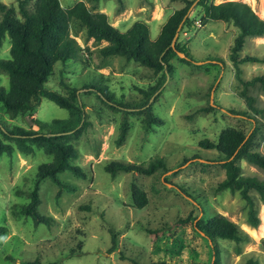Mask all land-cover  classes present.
<instances>
[{
  "label": "rangeland",
  "instance_id": "obj_1",
  "mask_svg": "<svg viewBox=\"0 0 264 264\" xmlns=\"http://www.w3.org/2000/svg\"><path fill=\"white\" fill-rule=\"evenodd\" d=\"M2 1L16 4L15 0ZM78 1L81 0H59L63 7ZM83 1L93 11L104 12L112 25L118 20L119 24H127L138 18L149 19L156 13L158 21H149L148 25L152 39L158 36L161 24L170 13L185 4L183 0ZM241 1L248 2L257 14L262 15L264 0ZM199 11L200 8L191 7L188 13L191 25L179 38L193 60L186 63L176 56L171 58L174 71L166 75L149 103L138 108L106 103L87 87L105 86L114 99L139 103L144 98L143 91L154 85L160 74L154 75L150 68L118 56L101 58L97 49L103 42L93 43L86 39L82 30L78 31L76 39L83 48L82 60L55 62L45 86L65 96L76 90L85 104L87 123L71 141L79 152L72 163L80 166L87 176L63 172L61 178L74 189H60L48 178L40 180L38 209L53 220L48 225L34 226L30 217L13 214L11 205L27 201L37 165L50 160L51 155L39 148L30 154L14 150L11 155H0V227L5 228V233L0 234V264H25L35 258L42 263L53 261L54 264H134L131 259L139 264L158 260L212 264L211 245L196 227L201 216L207 217L211 211H217L246 231L244 199L237 191L216 189L217 181L223 176L222 167L218 162L214 163L219 155L215 149L198 144L204 138L216 140L218 133L226 127L244 131L250 127L247 120L228 111L245 108L244 100L234 90L235 78L229 59L236 28L222 20L201 23ZM130 25L120 28L124 30ZM9 47L6 35L0 45V58L10 57ZM240 53L264 57V36L247 38ZM213 57L221 58L224 63L211 64ZM241 66L244 78L264 76V61L244 62ZM0 87H8V75L1 70ZM252 92L258 105L264 108V87L257 85ZM208 101L217 108L197 112V107ZM149 106L150 114L158 117L160 122L146 121ZM67 114L66 109L42 98L31 117L9 118L0 105V125L8 128L31 126L50 131L53 128L48 121L65 118ZM124 115L129 129L124 141L117 144L119 123ZM252 146L264 153V128ZM155 154L163 155L167 167L172 170H158L152 175L120 171L111 175L104 170V164L111 160L143 162ZM194 154L208 159V164H199L196 159L185 161ZM238 164L242 174L264 178V169L245 159L238 160ZM132 182L146 192L148 202L141 209L135 208L132 202ZM174 185H180L186 192ZM262 207L264 204L256 203L260 223ZM111 224L118 233L114 250H109L113 248L109 232ZM250 237L249 241L239 245V253H236L233 241L218 239L219 264H246L248 258L264 264V237ZM71 250L79 253L61 259Z\"/></svg>",
  "mask_w": 264,
  "mask_h": 264
},
{
  "label": "trees",
  "instance_id": "obj_2",
  "mask_svg": "<svg viewBox=\"0 0 264 264\" xmlns=\"http://www.w3.org/2000/svg\"><path fill=\"white\" fill-rule=\"evenodd\" d=\"M96 1V0H90ZM184 5L174 9L162 24L155 39L149 36L148 23L143 18L134 20L125 30L112 25L104 12L93 11L83 0L70 7H63L59 0H15L16 4H7L0 0V45L6 35L9 37V58H0V70L8 75V87H0V105L9 116L31 117L42 98H47L67 110L65 118H53L49 124L53 129L42 131L31 126L23 127L0 125V155H11L14 150L23 154H30L35 148L42 149L51 159L37 165L33 186L27 193V201L13 203V214L30 217L34 226L48 225L53 219L50 215L42 214L38 206L40 196L38 184L40 180L48 178L60 189H74L61 174L70 171L74 175L86 177L83 169L72 161L79 156V152L71 141L76 138L86 125L85 104L74 90L70 96L51 90L45 82L52 74L55 62L66 63L69 59L82 60V47L76 35L82 30L86 39L93 43H102L97 53L101 58L118 56L125 61H135L150 68L154 75L160 74L156 83L143 91L144 98L139 103L123 102L114 99V95L105 86L89 85V90L95 91L97 96L106 103L117 104L124 108H138L147 105L154 93L161 87L166 75L174 71L170 59L177 57L180 61L193 60L185 45L179 41L182 32L190 24V15L184 18L188 8L195 0H183ZM194 8H200L201 23L210 20H222L231 23L235 28L233 43L229 49V59L233 66L235 78V93L245 102L241 110L230 109L232 114L238 115L250 123L247 131L236 127L222 129L216 140L204 138L198 144L206 149H215L219 155L218 161L223 169V176L217 181L216 189L237 191L247 206L246 223L255 228L260 223L256 203L264 204V178L257 175H244L240 171L238 160L245 159L264 169V153L253 148V142L260 130L264 128V108L257 103V97L252 89L259 85L264 87V76L253 75L250 78L242 76L244 62L264 61V57L256 55H241V50L250 37L264 36V17H261L248 2L241 0H224L214 3L212 0H197ZM184 18V19H183ZM178 36L174 47L171 40L179 26ZM177 52H183L180 57ZM211 64L224 63L219 57L210 59ZM217 105L206 104L197 107V112H209ZM127 113V111H126ZM150 106L147 107V122H160L158 117L152 116ZM32 120V119H29ZM35 120V119H34ZM33 121V120H32ZM36 121V120H35ZM129 129V122L124 115L119 123L116 143L121 144ZM6 140V141H5ZM199 164L206 165L209 160L194 154L191 158ZM104 170L111 175L116 172H130L141 175H152L158 170L170 171L167 160L163 155L155 154L143 162L127 160H111L104 164ZM175 173V172H174ZM173 174V173H172ZM165 181L168 178L164 177ZM180 191L186 192L180 185H174ZM131 199L134 207L143 208L147 202L144 189L132 182L130 185ZM186 194V193H185ZM130 206V205H129ZM202 210V209H201ZM197 216L194 218L196 219ZM187 219H181L186 221ZM197 229L208 239L212 252V264H219L220 249L218 239L231 240L235 244L236 253L240 252L239 245L251 239L250 235L241 229L238 224L224 214L211 211L205 217L196 221ZM111 243L114 250L117 247L118 233L111 224L109 227ZM5 228L0 227V234ZM78 250H71L62 255L61 259L68 258ZM134 264H139L131 259ZM25 264H54L53 261L42 263L35 258L27 260ZM147 264H177L162 260L151 261ZM246 264H260L253 258H248Z\"/></svg>",
  "mask_w": 264,
  "mask_h": 264
},
{
  "label": "bare ground",
  "instance_id": "obj_3",
  "mask_svg": "<svg viewBox=\"0 0 264 264\" xmlns=\"http://www.w3.org/2000/svg\"><path fill=\"white\" fill-rule=\"evenodd\" d=\"M263 14H264V2H263V7H262V15ZM259 15L262 17L261 14H259ZM260 217H261V223L259 224L258 230H256L255 228L249 226L248 224L245 226L246 231L250 235H252L254 238H259L260 235H264V207H262V210H261V213H260Z\"/></svg>",
  "mask_w": 264,
  "mask_h": 264
},
{
  "label": "water",
  "instance_id": "obj_4",
  "mask_svg": "<svg viewBox=\"0 0 264 264\" xmlns=\"http://www.w3.org/2000/svg\"><path fill=\"white\" fill-rule=\"evenodd\" d=\"M196 1H197V0H195V1L192 3V5L188 8L186 14L184 15V18L187 16V14L189 13L191 7L196 3ZM184 18H183V19H184ZM180 25H181V23L179 24V26H178V28H177V30H176V32H175V34H174V36H173V38H172V40H171V43H170L171 47H174V45H175V41H176V38H177V36H178V32H179ZM177 53H178V55H179L180 57H185V54H184L183 52H177Z\"/></svg>",
  "mask_w": 264,
  "mask_h": 264
},
{
  "label": "crops",
  "instance_id": "obj_5",
  "mask_svg": "<svg viewBox=\"0 0 264 264\" xmlns=\"http://www.w3.org/2000/svg\"><path fill=\"white\" fill-rule=\"evenodd\" d=\"M155 15H156V13H155ZM155 15H151V17H150L149 19H145V20L147 21L148 25H149V21H152V22H157V21H158V18H159V17H156ZM143 19H144V18H143ZM118 22H119V20L115 22V26L120 27L121 25H125V27H126L128 24H131L133 21H132L131 23L129 22V23H127V24H126V23L124 24V23H122V22L119 24ZM161 26H162V24H161ZM148 28H149V27H148ZM160 29H161V27H160ZM124 30H125V28H124ZM150 38H151V37H150ZM151 39H152V38H151ZM154 39H155V38H154ZM260 237H264V235H260L259 238H260Z\"/></svg>",
  "mask_w": 264,
  "mask_h": 264
}]
</instances>
